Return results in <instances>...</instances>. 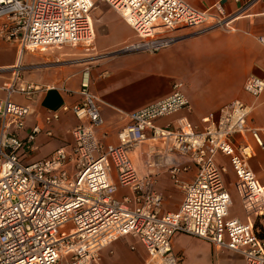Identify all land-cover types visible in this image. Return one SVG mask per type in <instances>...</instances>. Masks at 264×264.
I'll return each mask as SVG.
<instances>
[{"label": "built area", "instance_id": "2783aa9c", "mask_svg": "<svg viewBox=\"0 0 264 264\" xmlns=\"http://www.w3.org/2000/svg\"><path fill=\"white\" fill-rule=\"evenodd\" d=\"M96 1L0 0V39L16 45L20 53L59 44H81L94 52ZM103 1L135 32L137 40L125 50L147 53L174 44L183 37L175 34L181 29L190 34L233 31L237 19L264 2L220 0L202 10L185 0ZM229 1L239 8L228 12ZM256 38L264 45V33ZM22 68L19 62L4 68L11 71V81L0 97V264H103V250L128 235L144 246L145 264H181L173 249L176 233L230 250L244 264H264V236L254 220L264 219V188L249 164L253 147L233 140L250 132L264 149L260 129L248 121L252 105L233 100L205 117L202 128L187 117L176 125H159L160 119L190 107L176 84L171 95L125 114L117 143H108L100 99L90 90L86 68L81 101L61 109L79 120L71 130L73 142L28 161L43 127L36 124L22 135L31 107L15 97L33 99L42 88L23 79ZM244 88L258 98L264 76H250ZM60 117L55 110L45 122L51 125ZM45 133L53 136L51 128ZM219 156L229 159L236 175L246 221L230 214L228 166ZM192 168L197 169L195 177L184 179L182 174ZM164 170L183 192L176 211L163 210L166 197L156 188Z\"/></svg>", "mask_w": 264, "mask_h": 264}, {"label": "crops", "instance_id": "0c3cea01", "mask_svg": "<svg viewBox=\"0 0 264 264\" xmlns=\"http://www.w3.org/2000/svg\"><path fill=\"white\" fill-rule=\"evenodd\" d=\"M185 1L204 10L220 0ZM239 6L231 1L226 2L228 12L235 11ZM108 12L98 18L103 31H107L100 37L109 39L110 34L117 35L121 24L126 26L128 32L114 42H99L98 47L103 56L95 59V65L86 67L90 71V90L100 99V112L105 121L102 130L109 132L106 139L108 143H117L116 133L125 124V114L171 95L176 84H180V89L188 97L190 107L160 119L159 125H176L178 119L187 117L193 125L202 128L205 117L218 112L223 105L233 100H242L252 105L248 121L252 127L260 129L264 142V92L255 98L244 88L250 76H264V45L256 38L264 33V2L253 6L247 16L237 19L233 31L216 29L202 34H190L189 29H181L175 32L183 35L181 39L156 53L126 51L127 45L137 40L135 32L116 11ZM127 41L130 42L126 43ZM95 47L97 48L96 45ZM19 61L23 66L22 78L42 88L33 99L15 97L17 102L31 107L27 128L22 135L36 124L43 127V132L37 138V150L28 158V161H33L47 157L55 149L73 142L71 130L79 120L72 112L61 109L63 105L81 101L79 91L86 68L43 52L20 53L16 45L0 39V97L5 95L4 88L11 81V71L4 68L17 65ZM55 110L61 112L60 119L51 125L46 124L45 117ZM50 128L53 130L51 137L45 133ZM233 140L253 147L254 155L249 164L260 186L264 188V149L258 146L250 132L236 134ZM218 160L228 166L225 181L233 199L230 214L246 221L247 217L235 188L236 175L229 159L219 156ZM196 173L197 169L192 168L183 173L182 177L192 180ZM173 185L167 171L158 174L157 190L166 199H174L171 204L165 202V212L176 211L183 199V192L181 198L178 191H175L176 194L170 191ZM237 204L240 207L238 211L235 208ZM254 220L257 228L260 229L258 221L264 227V219ZM173 249L180 256L181 264H244L240 255L227 249H217L211 242L189 234L176 233L173 237ZM223 253L229 254L227 261L220 258ZM231 254L238 255L239 258L234 260L230 257ZM102 255L103 264H145L148 258L144 246L132 235L113 242L103 250Z\"/></svg>", "mask_w": 264, "mask_h": 264}, {"label": "rangeland", "instance_id": "374dc122", "mask_svg": "<svg viewBox=\"0 0 264 264\" xmlns=\"http://www.w3.org/2000/svg\"><path fill=\"white\" fill-rule=\"evenodd\" d=\"M109 10H111V12L115 11L105 1H103V0H97L96 1V5H95V7L93 9V12H92V17H93V21H94V28L96 29V31H95L96 32L95 45L97 46V48L95 49L94 52H91L92 54L90 52L88 53L86 51L85 47L83 45H81V44H76V45H72V44L52 45V46H49V47H42V48H38V49L27 50L26 52H30V53L43 52L45 54L50 55L53 58L59 57L64 62L65 61L66 62L70 61L74 65H77L78 67H81V68L82 67L83 68L91 67V66L95 65L96 60L93 58L95 56H92V55H99V54L102 53V51L98 47L99 42L100 43H107L110 40L112 42H114L115 40H117V38H123L126 35V33L128 32L126 26L121 24V25L118 26L117 35L110 34L109 35L110 36L109 39L107 37H105V38L104 37L103 38L100 37L102 34L107 33V31L106 32L103 31V27H102L103 25H102V23H99L98 18L101 15L109 13L108 12ZM133 35H134V32H133ZM133 39H134V37H133ZM130 41H127L126 43H129ZM123 44L120 45V46H123ZM7 55H8V53H7ZM173 187H171L170 191L172 193H175V191L177 193V191H178L179 197L182 198V191L179 188H177L175 185H173ZM235 188H236V186H235ZM167 201H168L169 204H171L174 201V199L167 198L165 202H167ZM240 202H241V200H240ZM240 204L242 205V203H240ZM232 208H233V206H231L230 211H231ZM235 208H236L237 211L240 210V207H239L238 204L236 205ZM257 226H259L260 229H261L260 235L264 236V227L262 226L261 223H259V221L257 222ZM228 255H229L228 253H223L220 258L222 260H224V261H227L228 260L227 259ZM231 255L232 256H230V257H232L234 260H237L239 258L238 255H235V254H231ZM187 264H192V262L191 263L188 262Z\"/></svg>", "mask_w": 264, "mask_h": 264}, {"label": "bare ground", "instance_id": "6f19581e", "mask_svg": "<svg viewBox=\"0 0 264 264\" xmlns=\"http://www.w3.org/2000/svg\"><path fill=\"white\" fill-rule=\"evenodd\" d=\"M19 63H20V61H19Z\"/></svg>", "mask_w": 264, "mask_h": 264}, {"label": "trees", "instance_id": "16d2710c", "mask_svg": "<svg viewBox=\"0 0 264 264\" xmlns=\"http://www.w3.org/2000/svg\"><path fill=\"white\" fill-rule=\"evenodd\" d=\"M261 236H263V235H261Z\"/></svg>", "mask_w": 264, "mask_h": 264}]
</instances>
